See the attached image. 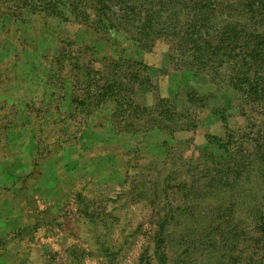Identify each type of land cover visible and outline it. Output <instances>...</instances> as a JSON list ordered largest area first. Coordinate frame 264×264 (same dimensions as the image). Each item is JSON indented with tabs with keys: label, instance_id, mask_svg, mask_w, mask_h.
Instances as JSON below:
<instances>
[{
	"label": "rangeland",
	"instance_id": "obj_1",
	"mask_svg": "<svg viewBox=\"0 0 264 264\" xmlns=\"http://www.w3.org/2000/svg\"><path fill=\"white\" fill-rule=\"evenodd\" d=\"M46 1L26 0L39 9ZM73 1L57 0L52 14L0 0V264H146L156 222L151 186L160 196L162 178H173L181 156L205 148L222 155L218 140L245 130L234 104L243 95L224 76L196 73L194 60L175 50L171 33L185 11L166 12L167 0L151 3L150 14L165 12L142 39L131 12L112 18L109 29L94 0ZM116 59L122 97L133 95L139 106L174 101L175 111L196 116L194 127L114 128L111 116L124 107L96 88L116 78ZM131 72L143 83L132 84ZM194 91L197 99L186 103ZM260 172L236 200H218L226 211L217 219L180 217L162 243L165 264H257V245L243 239L258 236L249 208L264 209Z\"/></svg>",
	"mask_w": 264,
	"mask_h": 264
},
{
	"label": "trees",
	"instance_id": "obj_2",
	"mask_svg": "<svg viewBox=\"0 0 264 264\" xmlns=\"http://www.w3.org/2000/svg\"><path fill=\"white\" fill-rule=\"evenodd\" d=\"M159 1L94 0L93 8L101 14L102 24L109 29L114 28L110 26L112 18L119 21L128 18L131 12V25L138 29L134 33L142 39L153 34L151 31L159 24L158 19L163 12L171 14L175 7L185 11L187 20L175 26L179 28H174L171 33L175 50L181 56L188 55L194 60L196 73L208 72L217 80L224 76L226 84L243 95L234 104L246 118V126L239 133L226 134V141L218 140L216 146L222 155L216 156L205 148L198 150L197 157L181 156L176 172L172 173L173 178L169 175L162 178L161 190H158L160 196L156 194V185L151 186L154 189L152 212L156 222L150 240L151 256L146 264H165L166 253L162 243L175 229L180 217L193 221L213 215L210 218L217 219L226 211L218 200H236L241 195L242 185L251 183L259 170L263 171L260 172V183L264 181V0H173V5L167 0L165 11H155L158 15L150 14L151 3ZM23 2L32 10L52 14L56 11L57 0H47L48 4L44 2L45 6L40 9L37 4ZM120 61L116 59L112 65L113 68L118 66L111 74L116 78L96 88V95L112 99L114 104L124 107L123 110L116 108L111 116L114 128L128 132L142 129L146 132L153 129L182 131L194 127L196 116L188 109L175 111L174 101L163 100L150 106H139L134 103L133 95L122 97V84H117L123 66ZM142 67L148 68L149 72L164 71L144 64ZM221 71H224L222 75ZM137 77L131 72L130 82L142 84L137 82ZM197 95L195 91L186 93L185 102L192 104ZM123 99H126V107ZM145 190L144 186L140 187L142 193ZM213 200L215 203H212ZM249 209L255 213L252 231L258 229V236L254 240L249 235L243 241L250 240L257 245L253 248L256 263L264 264V209L253 205ZM215 231L221 234L220 228ZM233 231L230 228L229 233ZM220 237L223 238V235Z\"/></svg>",
	"mask_w": 264,
	"mask_h": 264
}]
</instances>
